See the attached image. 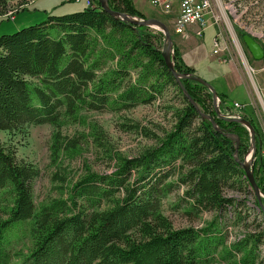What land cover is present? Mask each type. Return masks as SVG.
Returning a JSON list of instances; mask_svg holds the SVG:
<instances>
[{"label": "trees", "instance_id": "obj_1", "mask_svg": "<svg viewBox=\"0 0 264 264\" xmlns=\"http://www.w3.org/2000/svg\"><path fill=\"white\" fill-rule=\"evenodd\" d=\"M100 3L96 0L79 11L48 15L0 35V129L23 131L28 123L57 124L65 113L74 115L80 108L101 111L118 101L128 108L150 102L168 84L178 89L184 104L175 112L174 128L154 148L120 158L111 172L82 174L66 196L38 206L33 198L38 168L17 160L14 151L0 143V191L10 189L13 200L8 216L0 220V264H206L218 252L233 264H260V236L252 232L228 245L219 222V213L233 205L224 186H249L234 157L236 140L226 135L240 137L241 161L248 151L247 127L214 110L208 86L180 78L219 130L211 118H203L162 58V32L121 20ZM108 4L131 16H143L133 0ZM99 36L122 53L107 71H102V55L110 51L97 48ZM179 52L175 47V69L193 73ZM138 65V79L126 83L128 68ZM216 93L221 110L226 111L223 102L228 94ZM243 118L255 128L254 163L262 166L261 126L251 116ZM257 184L264 192V180L257 179ZM184 185L183 196L175 202L180 211L189 216L217 213L204 226L177 229L163 215V200ZM29 240V249L23 251L20 245Z\"/></svg>", "mask_w": 264, "mask_h": 264}, {"label": "rangeland", "instance_id": "obj_2", "mask_svg": "<svg viewBox=\"0 0 264 264\" xmlns=\"http://www.w3.org/2000/svg\"><path fill=\"white\" fill-rule=\"evenodd\" d=\"M95 3L96 0H0V19L5 18L0 21V35L15 32L21 26H28L33 22L43 21L48 15L68 14L74 10H82L87 4L93 6ZM133 4L144 16L133 17L146 19L154 16L166 22L173 39V61L177 47L181 60L187 66L193 67V73L207 80L218 92L224 90L228 94L223 102L228 106L226 111L221 110V99L218 97L217 105L221 114L226 117L251 116L259 127L261 126L264 136V57L253 58L243 40L244 35L249 33L263 46L264 51V0H213V6L220 17L217 24L207 25L201 36L193 33V29L188 31V36L183 32L177 33L175 14L161 12L148 0H133ZM22 5L25 8L18 12ZM152 29L160 31L157 26L152 25ZM105 32H108V29ZM98 38L97 48L105 46L112 52L102 55V71H107L121 60L122 53L116 50L117 45H108L105 39L100 36ZM164 40L165 35L161 49ZM215 42L219 46L217 53H213ZM130 63L137 64L131 60ZM139 68L140 65L128 68L126 83H134L138 79L141 71ZM237 101L241 104L240 108L234 106ZM182 104L184 103L178 89L168 84L161 92H156L150 102L141 101L128 108L118 101L101 111L80 108L74 115L65 113L57 124L28 123L23 131L0 129V143L10 151L13 150L17 160L29 161L38 168L40 174L33 184L34 204L38 206L55 197L66 196L69 188H72L82 174L91 171L111 172L120 158L140 156L143 151L154 148L174 128L175 112ZM246 127L249 141L243 160L251 155L253 142L250 130ZM262 149L264 153V147ZM254 161L253 155L252 171L257 184V179L260 183L264 180V165L256 167ZM174 178L175 176L171 177ZM246 178L249 186H224L223 190L232 198L233 205L219 213L220 227L226 234L228 245L252 232L260 236L257 252L260 264H264V212L260 202L259 205L258 201L255 202V189L249 178ZM184 188L185 185L177 187L163 200V215L170 219L177 229L186 225L204 226L217 215L216 211H201L197 216L184 214L175 206V202L183 196ZM9 190L2 188L0 191V220L8 216L13 203ZM263 193L261 199L264 198ZM30 241L20 245L23 251L29 249ZM215 256L212 262L206 264H233L230 258L221 257L220 252Z\"/></svg>", "mask_w": 264, "mask_h": 264}, {"label": "water", "instance_id": "obj_3", "mask_svg": "<svg viewBox=\"0 0 264 264\" xmlns=\"http://www.w3.org/2000/svg\"><path fill=\"white\" fill-rule=\"evenodd\" d=\"M100 5L103 7V10L109 12V13H112L114 16H116L117 18L121 19V20H128L130 21V23H133V24H144L146 26H157V28L163 33V35H165V40H164V43H163V47H162V58L164 60V62L167 64V67L168 69L171 71V73L175 76L176 78V81L181 85V87H183V85L181 84V79L182 77H185V78H190L191 80H196L198 81L199 83L205 85V86H208L210 89H211V92H212V95H213V99H214V109L216 112H218L219 114H221L219 108H218V96H217V93H216V89L214 86H212L207 80L205 81L204 79H202V77L198 76V74H191V73H184V72H181V71H177L175 69V61H173V56H172V53L174 52V49L172 48L173 46V43H172V36L170 35V31H169V28H168V25L166 24V22H162L161 20L157 19L156 17L154 16H151V18H146V19H143L142 17L140 18H136V17H133L130 15V13H127V12H121V11H118L114 8H110L109 6V0H100ZM254 36L250 35L249 33H246L244 35V38L243 40L245 41L246 45H248L249 47V51L252 55L253 58L255 59H259V58H263L264 57V51H263V46L260 45V43L258 41H256L254 38ZM184 89V93L186 95V97L188 98V100H190L195 106L196 108L200 111L199 109V106L197 105L196 101L193 100L191 98V96L187 93L188 91L186 90L185 87H183ZM202 113V112H201ZM222 116H224L223 114H221ZM202 116L203 118H211V115L210 114H205V113H202ZM226 119L228 120H237L239 121L241 124L245 125V126H248V129L250 130V134H251V137H252V144H251V155H249V160L245 157V159L243 161H240L238 159V151H237V146H238V143L240 142V137L237 136V134H233V133H227L226 135L229 136L230 138H233L234 140H236L235 142V147H236V155H235V160H239V163L243 166V170L245 172V176H247L250 180V183L252 184L253 186V189H255V196L258 200V202H260L261 206H262V209H263V212H264V204L263 202L261 201V189H259L258 185L256 184V178L253 174V171H252V168H253V163H252V158H253V155H255V146H254V142H255V137H254V126L253 124H251V122L243 117H239V116H234V117H226L224 116ZM212 120V123L213 125H215V127L219 130V126L216 125V123L213 121V118H211Z\"/></svg>", "mask_w": 264, "mask_h": 264}, {"label": "built area", "instance_id": "obj_4", "mask_svg": "<svg viewBox=\"0 0 264 264\" xmlns=\"http://www.w3.org/2000/svg\"><path fill=\"white\" fill-rule=\"evenodd\" d=\"M153 6L161 12L171 15L174 13L177 22V33L183 32L186 36L190 35L188 31L194 30L193 33L201 36L207 25L217 24L219 15L213 6V0H148ZM213 53L219 51L218 43L215 42ZM237 108L241 104L234 103Z\"/></svg>", "mask_w": 264, "mask_h": 264}, {"label": "bare ground", "instance_id": "obj_5", "mask_svg": "<svg viewBox=\"0 0 264 264\" xmlns=\"http://www.w3.org/2000/svg\"><path fill=\"white\" fill-rule=\"evenodd\" d=\"M250 155V154H249ZM249 155L247 156V159H249Z\"/></svg>", "mask_w": 264, "mask_h": 264}, {"label": "crops", "instance_id": "obj_6", "mask_svg": "<svg viewBox=\"0 0 264 264\" xmlns=\"http://www.w3.org/2000/svg\"><path fill=\"white\" fill-rule=\"evenodd\" d=\"M135 2V1H134Z\"/></svg>", "mask_w": 264, "mask_h": 264}]
</instances>
